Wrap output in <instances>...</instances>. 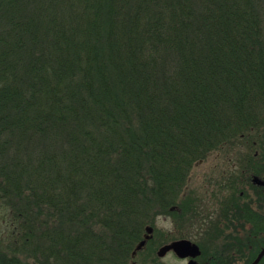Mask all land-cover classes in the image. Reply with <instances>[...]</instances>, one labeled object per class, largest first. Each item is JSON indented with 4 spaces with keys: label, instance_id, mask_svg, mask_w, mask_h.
Masks as SVG:
<instances>
[{
    "label": "trees",
    "instance_id": "obj_1",
    "mask_svg": "<svg viewBox=\"0 0 264 264\" xmlns=\"http://www.w3.org/2000/svg\"><path fill=\"white\" fill-rule=\"evenodd\" d=\"M258 137L264 0H0V264H129L195 162Z\"/></svg>",
    "mask_w": 264,
    "mask_h": 264
},
{
    "label": "flooded vegetation",
    "instance_id": "obj_2",
    "mask_svg": "<svg viewBox=\"0 0 264 264\" xmlns=\"http://www.w3.org/2000/svg\"><path fill=\"white\" fill-rule=\"evenodd\" d=\"M239 140L218 149L221 160L216 173L206 174L198 187H189V172L184 223L194 227L199 239L174 235L168 242L159 240V247L187 239L199 252L180 257L167 251L181 261L174 264H264V137Z\"/></svg>",
    "mask_w": 264,
    "mask_h": 264
},
{
    "label": "rangeland",
    "instance_id": "obj_3",
    "mask_svg": "<svg viewBox=\"0 0 264 264\" xmlns=\"http://www.w3.org/2000/svg\"><path fill=\"white\" fill-rule=\"evenodd\" d=\"M239 143L243 144L245 143V141L241 140ZM220 160H221V153H219L218 150L216 151L214 150L211 153H209L205 158H203L202 161L194 165L191 168L189 187H193V186L198 187L202 182V180L204 179V177L206 176V174L211 173L212 171L213 173H216L215 172L217 170L216 166L220 163ZM152 223L153 224H148V225L152 226L154 230L157 232L158 240H164L165 242H168L170 239H172L174 235L175 237H179L182 235L184 236L190 235V237L193 240H197L198 238V235L196 234L194 227L193 229H191L185 223L179 225V223H177L174 220L173 216L169 214L155 215ZM14 230H15V225L11 222L9 211H6L5 208L0 206V250L3 248V246L7 245L8 242H10L14 238L13 233L16 232ZM158 242L156 240V242L153 243L155 247L154 250L155 252L153 255H151L152 257H156L155 261H152L150 259V255L147 256V251H145L139 254V256L135 254L133 256L134 260L131 261L129 264H174L177 262H181L177 260V258H175V256L171 252L167 253L162 258H158L156 256V251L158 250L160 241Z\"/></svg>",
    "mask_w": 264,
    "mask_h": 264
},
{
    "label": "water",
    "instance_id": "obj_4",
    "mask_svg": "<svg viewBox=\"0 0 264 264\" xmlns=\"http://www.w3.org/2000/svg\"><path fill=\"white\" fill-rule=\"evenodd\" d=\"M144 230L145 233L143 234L142 239L139 240L135 245L134 249L131 252V256H134L138 251L143 249L146 245V242L152 237V226L146 225ZM170 250H173L180 257H185L187 255L195 256L199 252L198 246L194 242H191L187 239H179L160 246L156 251V255L162 257L166 254L167 251ZM190 264L195 263L193 262Z\"/></svg>",
    "mask_w": 264,
    "mask_h": 264
}]
</instances>
